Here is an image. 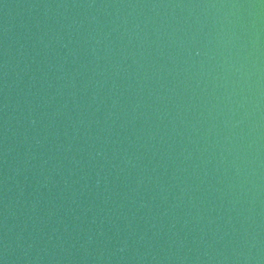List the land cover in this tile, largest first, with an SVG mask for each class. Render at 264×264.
<instances>
[{
	"label": "water",
	"instance_id": "1",
	"mask_svg": "<svg viewBox=\"0 0 264 264\" xmlns=\"http://www.w3.org/2000/svg\"><path fill=\"white\" fill-rule=\"evenodd\" d=\"M0 264H264V0H0Z\"/></svg>",
	"mask_w": 264,
	"mask_h": 264
}]
</instances>
